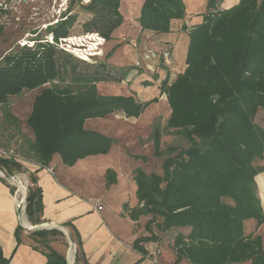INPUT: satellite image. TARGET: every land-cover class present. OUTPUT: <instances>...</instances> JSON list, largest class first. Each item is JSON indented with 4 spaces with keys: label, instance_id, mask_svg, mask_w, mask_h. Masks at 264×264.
<instances>
[{
    "label": "trees",
    "instance_id": "16d2710c",
    "mask_svg": "<svg viewBox=\"0 0 264 264\" xmlns=\"http://www.w3.org/2000/svg\"><path fill=\"white\" fill-rule=\"evenodd\" d=\"M221 4L222 0H208L200 23L181 26L188 38L185 67L173 81L166 75L159 84L170 109L166 131L185 137L191 145L160 151L159 134H154V155L166 157L163 174L135 169L137 205L122 207L132 222L151 217L146 224L150 235L133 243L142 255L147 252L141 243L156 241L153 227L161 232L185 230L172 242L175 264H264L262 238L244 232L246 221L254 220L257 227L264 224L256 184L264 166L254 165L264 158V128L255 123L258 109L264 110V0H240L229 9ZM119 7L120 0H92L82 6L92 14L85 29L110 41L123 22ZM185 16L183 0H143L138 24L148 38L160 42ZM76 18L72 15L49 28L53 38L67 36ZM39 40L5 55L0 63L2 131H15L9 136L18 141L19 155L0 157V171L7 177L26 174L23 161L42 169L59 155L64 166L72 167L87 157L106 155L114 139L86 129L85 122L113 114L136 119L157 102V98L141 103L132 96L100 94L98 83H121L129 71L114 73L102 64L101 72L79 74L71 54ZM170 42L164 41L158 50L167 59L173 52ZM40 88L22 122L12 112L13 104L24 92ZM28 178L26 219L30 225L45 223L42 190L34 173ZM116 182V173L108 169L106 186ZM63 226L76 246L74 264H88L77 230L70 222ZM21 231L18 226V243ZM56 236L64 235L55 229L29 234L31 247L45 256V264H66L54 246ZM0 264H9L1 248Z\"/></svg>",
    "mask_w": 264,
    "mask_h": 264
},
{
    "label": "rangeland",
    "instance_id": "374dc122",
    "mask_svg": "<svg viewBox=\"0 0 264 264\" xmlns=\"http://www.w3.org/2000/svg\"><path fill=\"white\" fill-rule=\"evenodd\" d=\"M60 3L61 0H12V4H16V6L11 7L9 24L4 27L0 26V63L5 55L20 48L17 45V41L23 36L26 35V41L29 45L32 42L37 43L39 39L41 40L46 38L45 36L51 35L49 28L66 21V18L72 15H76L77 18L75 24L68 31L69 35L98 34L95 31H87L85 29L83 24L91 18L92 14L81 8L82 5L76 0L68 2L66 12L60 11L62 16L56 24L55 19H58L57 13H59ZM65 15L67 16L66 18H64ZM115 31L112 39L102 45L103 56L90 58L79 54L72 55L76 59L74 62L77 63L76 72L92 75L95 71H102L100 67L102 64L108 66L114 73L118 72L119 74L121 71H129L128 76L121 83H98V92L103 95L132 96L141 103L157 98V102L149 105L139 118H125L122 114H113L109 122L104 123L101 129L108 132L114 139L115 142L112 147L113 150H117L116 158H124L122 166L129 177L133 175V171L137 168L147 174L162 175V166L166 157L165 155L162 157L154 155V134H159L160 151H164L170 146L187 149L191 145L185 137L166 131V122L170 109L166 96L159 92V84L166 75H169L170 81H173L182 71L184 63L182 61V44L179 42L177 45L174 42H170L173 46V52L171 59H167L166 55L160 56L161 52L158 51L164 45L162 44L164 41L156 42L153 38H148L146 34L138 35V33H135L133 26L123 27L118 32ZM35 43L33 44L35 45ZM64 53L68 55V53ZM166 59L168 62L165 61ZM68 73L71 74L69 67ZM40 90L41 88L31 92H24L19 98L17 97L13 104V113L19 116L21 120H25L29 115L32 101ZM0 122V128H3L5 125L1 113ZM255 123L264 128L263 109H258L255 115ZM14 132L13 130L9 131L7 128L2 137L4 140L0 139V150L5 152L12 151L13 156L18 157L19 155L15 148L18 141L10 139L12 137L11 134ZM9 135L11 136L10 138ZM262 164H264V158L254 163L257 167L262 166ZM13 176H18L26 184L27 188L29 187V179L25 174L16 173ZM257 179L260 180V177ZM18 193L20 195L19 189ZM258 197L264 208V186L262 185L259 186ZM136 202L135 195L130 192L127 204H134L135 207ZM150 218V216H147L139 219L136 228L137 239H146L150 235L146 228ZM253 226H255L254 220L245 223V235L257 233ZM151 232L154 234L153 238L156 241L149 242L147 240L141 243L143 248L147 245L149 251L144 248L147 252V259H139L136 264H175L172 242L177 233H185V230L175 228L161 232L153 227ZM260 232L264 236V226L261 227ZM52 240L57 250L65 257L67 254V259L71 261V251H69L66 237L56 236ZM179 264L188 263L181 262Z\"/></svg>",
    "mask_w": 264,
    "mask_h": 264
},
{
    "label": "crops",
    "instance_id": "0c3cea01",
    "mask_svg": "<svg viewBox=\"0 0 264 264\" xmlns=\"http://www.w3.org/2000/svg\"><path fill=\"white\" fill-rule=\"evenodd\" d=\"M207 1L183 0L185 18L180 22H174L171 33L161 38L162 41L182 44L183 62L188 38L181 31V26L200 23V15L205 12ZM239 1L222 0L221 8L229 9ZM142 3L143 0H120L119 12L123 22L116 30L117 32L123 27L133 26L135 33L145 35L138 24ZM184 67L183 63L182 71ZM0 113L2 116L1 109ZM111 118L112 115L101 119H89L85 122V128L112 138L108 132L101 129V126L109 122ZM5 131L0 128V139L4 140L2 137ZM116 154L117 150H113L112 147L108 154L87 157L79 160L72 167L64 166L59 155H55L49 165L52 172H48L46 168L40 169L35 162L23 161L27 170L25 175L28 178L29 173H34L37 186L42 190L43 220L59 224L72 223L78 232L84 259L88 264H136L139 259H147V255L143 256L133 249V243L138 236L136 231L138 222H132L122 212L123 205L128 202L129 193L135 195L136 184L122 166L124 158H116ZM108 169H112L117 178L116 184L110 187H107L105 183V173ZM258 177L260 180L257 179ZM17 178L21 185H25L18 176ZM256 184L257 191L260 185L264 186V173L256 176ZM11 187L15 188L10 181L0 180V248L2 255L9 260V264H45V256L31 247L30 231L22 229L19 235L20 242H17L15 231L19 225L16 188L12 192ZM132 206L134 207V204L129 205L130 208ZM263 226L264 224L257 227L255 222L253 227L257 231L254 235H259L264 242V236L260 232ZM144 248L149 251L147 245Z\"/></svg>",
    "mask_w": 264,
    "mask_h": 264
},
{
    "label": "built area",
    "instance_id": "2783aa9c",
    "mask_svg": "<svg viewBox=\"0 0 264 264\" xmlns=\"http://www.w3.org/2000/svg\"><path fill=\"white\" fill-rule=\"evenodd\" d=\"M72 0H61V3L59 4V13H57L58 19L56 20V24L59 22V18L62 16V12L67 11V4L68 2H71ZM79 2L80 5L85 6L92 2V0H76ZM19 5V4H17ZM16 6V4H12V0H0V26L4 27L9 24L10 19V11L11 7ZM62 11V12H60ZM69 12V11H68ZM66 18V15L65 17ZM46 38L39 40L41 43H48L52 46H54L56 49H59L63 52H66L71 55H81L84 57H97V56H103V50L102 45L105 44V41L100 38L98 34H83L82 36H75V35H67L65 37L58 38L55 40L53 38V35L45 36ZM35 42H32V44L29 45V43L26 41V35L23 36L21 39L17 41V45H19L20 48L28 46L32 47ZM168 62V60H165ZM9 154H12L11 152H5L0 150V157L1 156H8ZM48 172H52L51 168H46ZM16 188L15 191V197L17 201V205L21 204L22 209L24 206H26V202L23 203V195L18 194V188ZM23 214H25V211H23Z\"/></svg>",
    "mask_w": 264,
    "mask_h": 264
},
{
    "label": "water",
    "instance_id": "95a60500",
    "mask_svg": "<svg viewBox=\"0 0 264 264\" xmlns=\"http://www.w3.org/2000/svg\"><path fill=\"white\" fill-rule=\"evenodd\" d=\"M16 176H10L7 177L0 171V178L3 180L10 181L11 178H15ZM16 187V186H15ZM26 191H27V186L25 184V191L23 194V203L26 202ZM25 207L22 209L21 204L17 205V214H18V225L27 231H36V230H58L63 233V235L66 237L67 242L69 244V251L73 249V261L70 263L67 259V254H66V264H73L75 262V253H76V246L74 244L71 232L68 228L63 226V224L59 223H51V222H45L37 225H31V227H26L25 225L22 224V219L24 217L23 211H25Z\"/></svg>",
    "mask_w": 264,
    "mask_h": 264
},
{
    "label": "bare ground",
    "instance_id": "6f19581e",
    "mask_svg": "<svg viewBox=\"0 0 264 264\" xmlns=\"http://www.w3.org/2000/svg\"><path fill=\"white\" fill-rule=\"evenodd\" d=\"M25 180V179H24ZM10 183H12L14 186H16L19 191H20V194L23 195L24 194V191H25V185H21L20 182H19V179L17 178V176L15 178H11L10 179ZM19 194V193H18ZM22 223L23 225H25L26 227H31V225L28 223L27 219L24 217L22 219ZM71 251V261H69L70 263H72L73 261V250H70ZM69 252V251H68Z\"/></svg>",
    "mask_w": 264,
    "mask_h": 264
}]
</instances>
